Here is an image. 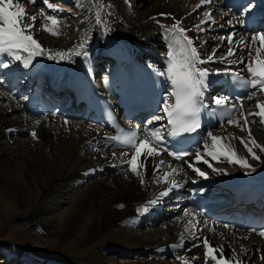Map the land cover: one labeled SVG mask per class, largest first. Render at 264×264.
Wrapping results in <instances>:
<instances>
[{
    "label": "bare ground",
    "instance_id": "obj_1",
    "mask_svg": "<svg viewBox=\"0 0 264 264\" xmlns=\"http://www.w3.org/2000/svg\"><path fill=\"white\" fill-rule=\"evenodd\" d=\"M68 1L72 9L67 10L59 5L58 1L49 0L57 11L45 6L47 8L44 10L45 13L40 14L37 8L32 6L34 3L21 0L25 4L27 13L36 16L32 34L41 44L43 52L33 57L27 68L23 66L22 61L28 54L23 51L19 53L20 61L11 60L13 63L11 67H0V77L6 76L4 80L0 79V139L11 142L6 145L0 144V209L2 208L0 215L6 213L4 212L6 205H9L8 209L13 208V212L10 216L6 215V219L11 217L37 219L42 212V206L57 192L61 182L68 178L72 180L73 177L72 187L75 188L80 184L86 186L71 200L69 209L59 213L54 221L55 231L59 237L76 238V246L70 248L75 256H81L78 254L81 252L77 251V243L97 245L99 239H102V236L116 225L126 224L131 220L134 225L147 224L154 215L161 220L162 216L166 217L174 213V225L166 224L164 231L156 233L155 237L158 236V240L161 239L159 242L154 240L155 237H147L146 240L136 239L124 229L113 232L104 242L109 249L116 243L119 247H123L121 249L123 252L129 250L130 253H135L131 251L148 249L157 254L168 248L175 250V247L171 248V245H168L174 242L178 246L184 245V260L187 264H198L203 252L201 248H204L202 241L207 238L210 245L217 250L215 252L217 257L222 255L225 259L233 262L243 261L244 264H264V237L258 235L252 227L253 223L244 218L246 215L256 217L259 214H263L264 217V204L262 211L249 208L237 209V212L241 214L237 218L233 212H228L225 217L215 216L219 209L217 207L218 191L225 189L229 183H238L243 179H264V153L254 149L260 156V160H253L238 140L230 141L239 155L247 157L248 163L255 169L249 172L248 169L227 162L223 157L213 159L205 155L203 147L205 143L211 145L209 133L220 137L230 135L244 137L247 140L249 129L252 137L264 145V126L257 122V118H250L248 127L243 130L235 124H227L226 121L207 132L203 145L198 148L207 163L197 162L196 152L188 154L181 163L170 160L164 153L154 160L150 158L146 164L147 170L140 169L144 176V183L141 184L140 179L130 173L127 165L123 163L126 157L120 155L121 152L129 150L118 149L109 139L108 131L89 122L90 115L87 116L82 108L72 111L69 107H63L62 113L69 111L66 112L68 114L71 111L72 115L48 111L44 117L32 116L27 113L24 101L20 98L21 89L14 88L12 82L14 76H24L28 85L39 80L44 85L53 87L52 91L57 97L54 99L61 98L62 90L70 83L71 77L85 75L96 77L98 65L102 69V75H106L112 68L110 50L120 41L131 44L142 60L157 64L159 57L164 54V48L158 39V30L164 24L173 25L177 21L180 27L188 30L185 35L193 40L202 59L206 60L208 56L215 53V61L205 63L201 65L202 67L213 71L225 67L246 69L250 58L244 44L251 45L254 57L259 41L253 42L251 33L237 30V23L234 27H230L227 23L233 16L241 14L244 8L239 9V4L244 0H212L211 3L198 8L196 5L200 3V0H147V2L135 4L132 9L128 7L125 0ZM256 1L247 2V5L249 3L253 5L251 10L257 7ZM37 2L44 3V0H35V3ZM224 6L227 8L224 9ZM200 9L211 15V20L207 23H201L205 19L204 16L200 19L194 17L200 16ZM193 10L200 11L194 13ZM210 12H215L216 15ZM49 16L57 18L58 24L53 26L46 19ZM213 21H215L214 24H212ZM198 24L205 30L198 31L194 27ZM45 25L57 34L53 35L49 31H44ZM206 30L214 36L215 33H219L217 32L219 30L221 31L219 35L222 37L233 33L235 43L231 47L236 54L227 57L229 44L226 39L213 43L209 50L205 51L209 43ZM241 41L244 44L240 43ZM81 44H84V50L88 53L87 57L67 55L74 49L79 51ZM220 48L222 52L218 51ZM58 53L66 55L62 58L57 55ZM261 56L264 58V52ZM221 57H227V60H221ZM97 58L102 63L93 66L92 62ZM7 59L9 58L0 56V60ZM241 60L244 61L243 64L233 63V61ZM251 91H253L252 88ZM51 95L53 96V93ZM256 101L264 102V96L258 93L251 100H244L243 111L246 113L258 111L255 107ZM159 111L155 116L164 115L161 109ZM7 116H12L15 123L7 121ZM153 117L148 118L146 123L153 121ZM85 118L89 121H85ZM231 118L240 119L243 124L239 104ZM152 124L153 127L149 130L161 128L162 135L164 134L165 118L153 121ZM144 125L145 123L134 124L139 129L140 137L144 136ZM33 131L37 133L35 139L31 135ZM25 132L31 136L28 144L24 147L15 145L14 135L22 136ZM228 142L223 141V143ZM113 153L117 155L114 157ZM17 159H20V165ZM140 159L143 160V156ZM161 159L165 163L154 175V162ZM188 164H193L195 168L204 171L206 177L199 176L188 167ZM225 164L229 167H225ZM172 168L178 171L169 179L178 181L180 186L169 192L168 196L161 198L157 204L152 205L148 212L138 211L169 186L165 182L164 174L170 173ZM213 168L219 171H213ZM102 172L106 178L99 177V179L95 178L94 182L88 181ZM72 190L73 188L69 189V191ZM188 191L193 192L192 204L185 202L184 193ZM185 212L189 215L186 216ZM44 224L51 226L52 219L44 221ZM260 230H264V226ZM137 242L141 244L137 245ZM80 259L64 262L65 264H83L84 259ZM94 259L96 264H105L104 256L95 254ZM207 264H216V261L210 257L207 258Z\"/></svg>",
    "mask_w": 264,
    "mask_h": 264
},
{
    "label": "snow or ice",
    "instance_id": "obj_2",
    "mask_svg": "<svg viewBox=\"0 0 264 264\" xmlns=\"http://www.w3.org/2000/svg\"><path fill=\"white\" fill-rule=\"evenodd\" d=\"M212 0H200V3L196 7L201 5L211 3ZM28 3H35V0H28ZM48 9L57 11L52 3L49 0H44ZM104 7V5H100ZM253 5L249 3L244 7L243 11L239 16H233L232 19H229L227 23L230 27H234L237 22L242 23L245 13H249ZM166 15V14H161ZM50 23L55 26L58 24V20L55 17H46ZM211 20V15L205 13V19L201 23H207ZM35 15H29L26 11L25 4L21 0H0V56H5L10 60L20 61V52H26L28 55L22 61L23 66L27 68L31 63L33 57L42 54L43 49L41 44L34 38L32 30L35 28ZM215 23V21H213ZM198 31H204L205 29L201 28L200 25H195ZM44 31H49L51 34H57L47 25L43 28ZM169 32L178 33L177 39H170V50L168 52V63L166 71L159 73L162 76L167 78L168 83L170 84L171 91L166 93L165 99L163 101V106L161 111L164 115L153 117V121L162 120L167 117V124L171 127L166 130V135L168 137H180L185 133L195 132L200 128V114L201 109L204 107L203 97L210 87V75L214 74L213 70L204 68L201 65L209 62H214L216 57L215 53L208 56L207 59H202L198 53V49L193 44V40L185 35V32L188 31L180 27L179 21L173 24L169 29ZM233 33H230L227 37H221V40L226 39L229 44V49L227 57L234 56V52L231 45L235 43L233 40ZM252 41H259V46L255 48L256 55L252 56V47L249 44H244L243 41L240 43L244 44L245 50L249 54V63L246 67L248 77L247 79L242 78L239 73H229L224 72L223 74L229 76L233 81H241L245 86H251L253 91L247 93V99L251 100L258 93L264 96V58H262L261 53L264 52V33L254 34ZM80 50H72V52L67 55H76V56H85L87 57L88 53L84 50V44L79 46ZM179 49V51H177ZM57 55L62 58L66 55L65 53H58ZM227 57H221V60H227ZM52 58L51 56L49 57ZM233 63L243 64L244 61H233ZM255 65V66H253ZM0 67H8L3 60H0ZM215 74H221L219 70ZM170 98H174V103ZM213 103L216 106H224L229 103L228 97H213ZM237 103L240 107V117L243 120L241 124L240 119L229 118L227 124H235L237 127L244 128L248 127L249 120L252 117L257 118V122L264 126V102L256 101L255 107L258 109L256 112H244L243 100L237 98ZM236 104L232 105V108H236ZM153 121H149L152 123ZM37 123H39L37 121ZM32 137L35 139L37 133L33 131L31 133ZM211 140V145L208 143L204 144V153L205 155L211 156L213 159H219L223 157L229 163L237 164L241 168L248 169L249 172L254 171L252 165L248 163V158L240 156L237 149L231 144V140H238L240 145L246 150L248 156L253 160H260V156L257 155V152L254 149H258L260 153H264V145L258 143L251 134L249 129L248 139L244 137L228 136L220 137L212 135L209 133ZM164 135H162L161 128H156L155 130H148L144 133L143 137L138 136L137 131L128 130L121 137L117 138V143L126 147L129 151L121 152L120 155L126 157L123 161L128 167V171L140 179V183H144V176L141 174L140 169H146V164L150 158H156L162 153H167L168 156H174L175 159L181 160L183 155L187 153H174L169 151L168 147L163 144ZM229 141L228 143H223V141ZM117 154L113 153L115 157ZM143 156V160L140 158ZM195 160L197 162L203 161L207 163V160H204L203 156L199 149L195 153ZM165 162L161 159L158 162H154L153 174L155 175L162 165ZM189 168H192L199 176L206 177V173L201 171L199 168H195L193 164H188ZM209 167L211 165L209 164ZM178 171L176 168H172L170 173H165L164 178L165 182L169 185L165 190L160 191L159 195L155 199H150L147 205L140 208L138 211L141 213H146L149 211V208L152 205H155L159 200L165 196L169 195L174 188L179 187L178 181L174 179H169L170 176L175 174ZM213 171H219L213 168ZM159 183V181H157ZM123 207V205H121ZM185 215H189L188 212H185ZM227 227V226H226ZM261 237H264V230H260L258 233ZM205 248V260L211 256V259L216 261V264H244L243 261H235L225 259L222 255L217 257L215 252L217 251L213 248L208 239L205 238L202 241ZM196 245H194L195 247ZM176 247V245H173ZM246 251V249H244ZM184 264H187V261L183 257H179Z\"/></svg>",
    "mask_w": 264,
    "mask_h": 264
},
{
    "label": "rangeland",
    "instance_id": "obj_3",
    "mask_svg": "<svg viewBox=\"0 0 264 264\" xmlns=\"http://www.w3.org/2000/svg\"><path fill=\"white\" fill-rule=\"evenodd\" d=\"M57 1L59 2V5L63 6L65 9H72V5L68 0H54V2ZM125 2L128 4V7L132 9L135 4L147 2V0H125ZM43 4L44 3L37 2L32 6L36 7L37 11L41 14V12L45 13L44 10L47 9L45 8L46 5ZM148 4L150 3L148 2ZM200 10H193L194 13L196 11H200V16H192L198 19L203 16L205 17L206 12H204L203 9ZM210 13L216 15L215 12ZM221 29L223 30V27ZM217 32L221 34V31L218 30ZM206 33L209 36V43H207L205 51L209 50L213 43L221 42L222 37L221 35L219 37L218 33H215L214 36L207 30ZM218 51L222 52L223 50L220 48ZM6 120L10 123H15V119H13L12 116H7ZM14 136L16 139L13 142L19 147L26 146L29 140H31V136H29L27 132H25L22 136H18L17 134ZM7 143L11 142L7 139H0V144L6 145ZM17 161L16 162L19 164L20 159H17ZM227 166L229 167V165L225 164V167ZM99 177H102V179L106 178L105 174L102 172V174L100 173L94 175V177L88 181L94 182V180L99 179ZM73 184V177L72 180L70 178L64 179L57 188V192L53 194L54 196L52 195V197L49 198L42 206V212L37 219L31 217H11V219H6V215L10 216L13 212V208L8 209L9 205H6L7 208H5L4 211L6 213L0 215V264H65V260L74 259V261H76V258L84 259L85 261L82 260L83 264H96L94 262L95 254L104 256L105 264H157L158 262L160 264H172L173 262L184 264V262L179 259V257H185L184 245L178 246L174 242L168 245H171V248L173 245H176L175 250L168 248L166 251L159 254L151 252L148 249L131 251L135 253H130L129 250H125L123 252L121 251L123 247H119L116 243L109 249L104 242L108 236H110L113 232H118L119 229H124L128 234L135 236L136 239L141 238V240H146L147 237L154 238L156 233L164 231L163 229H165L166 224H169L170 226L174 225V213L173 215L165 214L167 216H162L161 220H158L159 217L154 215V217H151L150 221L148 220L149 222L147 224L141 225L137 223L134 225L131 220L126 222V224L116 225L107 231L105 235L102 236V239H99V244L97 243V245L77 243V251L81 252L78 253L81 256H75L71 253L70 248L76 246V238L59 237V234L55 231L54 221L57 219L59 213L65 212V210L69 209L71 206V200L74 199L75 195L86 186L85 184H80L74 188L72 187ZM71 188H73V190L69 191ZM43 217L45 219H42ZM49 219H52V224L48 227L44 224V221ZM12 227L18 228L19 230H15V228L13 230ZM154 240L157 242L161 241V239L158 240V236L155 237ZM138 244L141 243L137 242V245ZM201 249L203 254L201 253V259L198 260V264H207L204 256L205 249ZM210 257L211 256L208 258Z\"/></svg>",
    "mask_w": 264,
    "mask_h": 264
}]
</instances>
